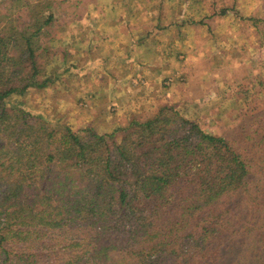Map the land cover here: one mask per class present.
Segmentation results:
<instances>
[{
  "label": "trees",
  "instance_id": "16d2710c",
  "mask_svg": "<svg viewBox=\"0 0 264 264\" xmlns=\"http://www.w3.org/2000/svg\"><path fill=\"white\" fill-rule=\"evenodd\" d=\"M6 15L0 264H264V118L234 141L174 104L106 133L52 126L9 98L58 78L55 14Z\"/></svg>",
  "mask_w": 264,
  "mask_h": 264
},
{
  "label": "rangeland",
  "instance_id": "374dc122",
  "mask_svg": "<svg viewBox=\"0 0 264 264\" xmlns=\"http://www.w3.org/2000/svg\"><path fill=\"white\" fill-rule=\"evenodd\" d=\"M0 11L55 14L44 60L58 78L9 98L52 126L106 133L174 104L234 141L264 118V0H0Z\"/></svg>",
  "mask_w": 264,
  "mask_h": 264
}]
</instances>
